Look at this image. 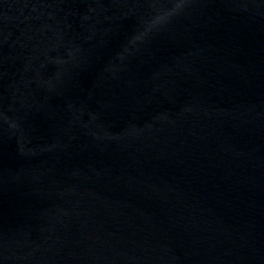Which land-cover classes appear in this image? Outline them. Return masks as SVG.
<instances>
[{
	"label": "water",
	"instance_id": "water-1",
	"mask_svg": "<svg viewBox=\"0 0 264 264\" xmlns=\"http://www.w3.org/2000/svg\"><path fill=\"white\" fill-rule=\"evenodd\" d=\"M0 264H264V0H0Z\"/></svg>",
	"mask_w": 264,
	"mask_h": 264
}]
</instances>
